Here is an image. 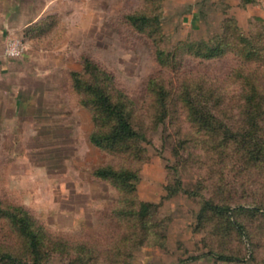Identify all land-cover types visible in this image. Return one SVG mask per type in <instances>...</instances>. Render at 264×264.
<instances>
[{"label":"rangeland","instance_id":"obj_1","mask_svg":"<svg viewBox=\"0 0 264 264\" xmlns=\"http://www.w3.org/2000/svg\"><path fill=\"white\" fill-rule=\"evenodd\" d=\"M133 12L159 13L160 23L147 26L155 36L128 21ZM226 18L251 35L264 23V0H0V199L27 210L45 229L43 264H74L48 249L55 237L108 244L120 231L113 212L120 193L93 172L127 162L90 140L92 112L74 87V73L84 72L86 60L99 68L96 78L94 72L86 79H96L114 100L130 101L134 125L144 133L135 144L141 150L133 166L138 197L156 204L150 216L161 226L148 243L135 241L131 257L120 264H262L263 256L247 253L238 234L218 235L210 223L203 227L201 212L209 198L258 204V195L243 191L241 181L260 179L264 165L251 163L231 135L191 127L181 106L163 121L149 109L151 79L193 97L199 77L230 79L239 63L233 54H178L182 42L208 41L219 33ZM12 39L27 46L17 57L6 55ZM261 223L249 226L256 233ZM22 240L21 246L14 228L0 218V247L24 253ZM213 250L238 258L221 260L209 254Z\"/></svg>","mask_w":264,"mask_h":264},{"label":"trees","instance_id":"obj_2","mask_svg":"<svg viewBox=\"0 0 264 264\" xmlns=\"http://www.w3.org/2000/svg\"><path fill=\"white\" fill-rule=\"evenodd\" d=\"M244 1L249 3L255 0ZM158 15L133 12L127 18L132 25L145 31L153 22L160 23ZM148 32L154 35L152 30ZM159 52L164 63L163 52ZM178 54L204 58L233 54L239 63L230 73V79L224 82L207 76L199 77L198 93L194 97L187 92L173 93L164 82L151 79L149 91L152 101L149 109L153 119L163 121L170 115L179 114L176 107L181 106L185 111L184 120L191 127L197 125L205 133L219 134L221 131L224 135H231L240 143L237 149L248 155L251 163L264 165V23L257 27L255 33L246 35L235 18H226L219 33L208 41L182 42ZM98 70L96 64L86 60L84 72L74 73V87L81 94L82 103L92 112L94 129L90 140L106 153L123 157L127 162H109L96 167L93 172L97 177L110 181L120 193L118 205L113 210L120 231L108 244L55 237L48 249L53 248L68 255L74 264H120L122 257H131V247L135 241L141 239V242H147V238L156 236L161 227L150 216L155 212L156 204L143 202L138 197L139 171L133 166L136 159L139 160L141 150L135 144L144 133L134 125V113L128 98L114 100L96 79L90 82L84 77L86 73L95 72L96 78ZM245 172L250 176L251 171ZM254 177H244L241 189L257 194L260 198L258 204L232 205L209 198L204 202L201 220L205 222L203 227L206 223L212 224L218 235L238 234L247 242V253L255 259L263 256L264 264V174L260 179ZM219 178L218 183L221 182ZM255 182L258 186L253 189ZM167 189H171V186ZM222 190H226V187ZM0 218L14 228L22 241L21 246L22 239L26 242V255L12 246V249L0 247V264H43L47 250L45 229L33 221L27 210L17 205L4 206L1 199ZM258 219H261L262 225L258 227V233H254L249 225ZM209 254L221 260L238 258L237 253L228 250H213Z\"/></svg>","mask_w":264,"mask_h":264},{"label":"built area","instance_id":"obj_3","mask_svg":"<svg viewBox=\"0 0 264 264\" xmlns=\"http://www.w3.org/2000/svg\"><path fill=\"white\" fill-rule=\"evenodd\" d=\"M27 49L22 39H12L6 45V55L9 57H17Z\"/></svg>","mask_w":264,"mask_h":264}]
</instances>
